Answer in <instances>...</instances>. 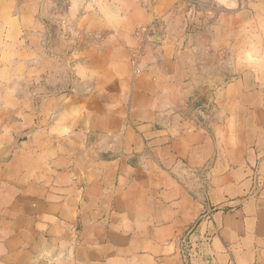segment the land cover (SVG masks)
I'll use <instances>...</instances> for the list:
<instances>
[{"label":"crops","instance_id":"1","mask_svg":"<svg viewBox=\"0 0 264 264\" xmlns=\"http://www.w3.org/2000/svg\"><path fill=\"white\" fill-rule=\"evenodd\" d=\"M53 5L0 0V264H264V0Z\"/></svg>","mask_w":264,"mask_h":264},{"label":"rangeland","instance_id":"2","mask_svg":"<svg viewBox=\"0 0 264 264\" xmlns=\"http://www.w3.org/2000/svg\"><path fill=\"white\" fill-rule=\"evenodd\" d=\"M52 1L54 2V5H53V9L52 10H48L47 11V12H49V14L47 15L45 13L43 7H40L39 11H38L39 15L37 14L38 16H36V20H37V22H39L42 25V30L48 29L49 31H51V30L52 31H60L59 28H62L63 26L64 27L67 26L66 22L63 21L61 19V17L57 15L59 13V11H60L61 3L64 0H52ZM42 5H44V2L41 3L40 6H42ZM30 15H32V14H30ZM21 25H22V28H21L22 32L27 30L28 29L27 27H29V26L32 27V29L34 31L35 30H38V31L40 30L39 28L37 29L34 24H31L30 22H25L24 21V17L21 20ZM23 57L27 58V60H29L28 56H23ZM54 58H56V56H54ZM30 64L31 63H27V64H25L23 66H31ZM32 65H33V63H32ZM6 66H14V56H12V55H8L7 56V58H6ZM6 77H7V79H6L7 83H10L9 78L12 77V72L7 71L6 72ZM25 78L27 80L23 81L24 84L21 87V89L23 90V93H29L30 92L31 94H33V96H36V93L37 94H42L40 89L37 88L39 86H37L36 83H31L30 82L29 74H27V76H25ZM44 89L45 88H43L42 90H44ZM2 90H3V87H2ZM5 93H6V97L13 96V94L15 93L13 86L12 85L6 86ZM17 96H20V95H17ZM26 96L29 97V94H27ZM37 98L40 99V96L37 97ZM18 105H19V103L16 104V107ZM3 106H5L6 110H9L10 107H11L9 101H7L6 104H1L0 103V108L3 107Z\"/></svg>","mask_w":264,"mask_h":264},{"label":"clouds","instance_id":"3","mask_svg":"<svg viewBox=\"0 0 264 264\" xmlns=\"http://www.w3.org/2000/svg\"><path fill=\"white\" fill-rule=\"evenodd\" d=\"M101 12L110 26H118L125 22L126 17L122 14L121 10L105 8L100 6ZM75 11H79V6H74ZM240 63L247 65L255 71H264V54L258 53L255 48H251L242 53ZM53 131L58 132L60 135H68L70 129L68 128H56ZM43 255L50 260V264H56L57 257L53 256L52 252H45Z\"/></svg>","mask_w":264,"mask_h":264},{"label":"built area","instance_id":"4","mask_svg":"<svg viewBox=\"0 0 264 264\" xmlns=\"http://www.w3.org/2000/svg\"><path fill=\"white\" fill-rule=\"evenodd\" d=\"M138 56L135 55L134 60L136 61ZM262 184V180L261 178H259V176H257L256 180H255V188L257 189L258 187H260ZM201 220H210L211 219V211L209 210H205L202 214H201Z\"/></svg>","mask_w":264,"mask_h":264},{"label":"water","instance_id":"5","mask_svg":"<svg viewBox=\"0 0 264 264\" xmlns=\"http://www.w3.org/2000/svg\"><path fill=\"white\" fill-rule=\"evenodd\" d=\"M163 39V35L161 33V31L158 33V35L155 37V40H162Z\"/></svg>","mask_w":264,"mask_h":264}]
</instances>
